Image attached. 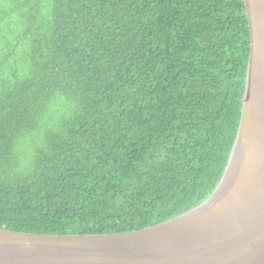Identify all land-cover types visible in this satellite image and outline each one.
<instances>
[{"label": "trees", "instance_id": "obj_1", "mask_svg": "<svg viewBox=\"0 0 264 264\" xmlns=\"http://www.w3.org/2000/svg\"><path fill=\"white\" fill-rule=\"evenodd\" d=\"M250 48L244 0H0V229L123 233L205 201Z\"/></svg>", "mask_w": 264, "mask_h": 264}, {"label": "water", "instance_id": "obj_2", "mask_svg": "<svg viewBox=\"0 0 264 264\" xmlns=\"http://www.w3.org/2000/svg\"><path fill=\"white\" fill-rule=\"evenodd\" d=\"M251 48L237 136L205 201L123 233L0 229V264H264V0H244Z\"/></svg>", "mask_w": 264, "mask_h": 264}, {"label": "bare ground", "instance_id": "obj_3", "mask_svg": "<svg viewBox=\"0 0 264 264\" xmlns=\"http://www.w3.org/2000/svg\"><path fill=\"white\" fill-rule=\"evenodd\" d=\"M211 196V195H210ZM140 230V229H139Z\"/></svg>", "mask_w": 264, "mask_h": 264}, {"label": "rangeland", "instance_id": "obj_4", "mask_svg": "<svg viewBox=\"0 0 264 264\" xmlns=\"http://www.w3.org/2000/svg\"><path fill=\"white\" fill-rule=\"evenodd\" d=\"M194 208V207H193Z\"/></svg>", "mask_w": 264, "mask_h": 264}]
</instances>
